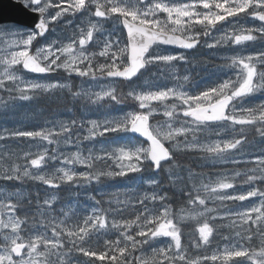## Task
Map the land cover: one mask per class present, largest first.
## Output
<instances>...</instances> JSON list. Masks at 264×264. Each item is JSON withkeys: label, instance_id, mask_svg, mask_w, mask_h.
I'll use <instances>...</instances> for the list:
<instances>
[{"label": "snow or ice", "instance_id": "6c2138e0", "mask_svg": "<svg viewBox=\"0 0 264 264\" xmlns=\"http://www.w3.org/2000/svg\"><path fill=\"white\" fill-rule=\"evenodd\" d=\"M0 264H264V0H0Z\"/></svg>", "mask_w": 264, "mask_h": 264}, {"label": "rangeland", "instance_id": "374dc122", "mask_svg": "<svg viewBox=\"0 0 264 264\" xmlns=\"http://www.w3.org/2000/svg\"><path fill=\"white\" fill-rule=\"evenodd\" d=\"M121 87H123V86H121ZM124 90L126 91L127 89L124 88ZM42 106H46V105H42ZM38 111H39V107H37V106H33L31 108L22 109L21 112H20V115L18 117H15V119H23L25 126L31 127L32 125H35V124L41 122L40 120H38V118L36 116L33 115V113H37ZM49 115H51V113ZM67 115L68 114L66 112H64L63 109H61L60 118L61 119H66ZM97 147L99 148V145H97ZM122 181H125L124 182L125 184L129 183V181H127V180H122ZM113 183L114 182H112L110 184V189H112V190H114V184H115V183L114 184ZM118 186L121 187V185H118ZM177 211H179V209ZM187 223L188 222H184V224H185L184 234H185V241L186 242H188V239H189V237L191 235V232H192L191 227H188Z\"/></svg>", "mask_w": 264, "mask_h": 264}, {"label": "flooded vegetation", "instance_id": "af4514ba", "mask_svg": "<svg viewBox=\"0 0 264 264\" xmlns=\"http://www.w3.org/2000/svg\"><path fill=\"white\" fill-rule=\"evenodd\" d=\"M203 52V53H202ZM202 52L200 53L201 55V59L202 61L207 60L208 56H207V49L202 50ZM192 75L196 78V79H200L201 76H203L206 80L210 79V77L205 73L204 68L203 67H199V68H193L192 69Z\"/></svg>", "mask_w": 264, "mask_h": 264}, {"label": "trees", "instance_id": "16d2710c", "mask_svg": "<svg viewBox=\"0 0 264 264\" xmlns=\"http://www.w3.org/2000/svg\"><path fill=\"white\" fill-rule=\"evenodd\" d=\"M203 53V52H202ZM202 57H201V55L199 54V59H201ZM44 108H45V112H46V114H50L51 112H48V110H47V106H43ZM39 112V111H38ZM37 112V113H38ZM39 120V119H38ZM204 171H208V169H204ZM125 181H122V180H117V181H115L114 183L116 184V186H115V184H114V190L116 189V188H121V187H123L124 185H125V183H124ZM118 185H121V187L120 186H118ZM110 190H112V189H110ZM62 195H64L65 197H67V196H69V195H73L74 196V193L73 194H69V193H62ZM180 207V204L179 203H177L176 204V208H179Z\"/></svg>", "mask_w": 264, "mask_h": 264}, {"label": "water", "instance_id": "95a60500", "mask_svg": "<svg viewBox=\"0 0 264 264\" xmlns=\"http://www.w3.org/2000/svg\"><path fill=\"white\" fill-rule=\"evenodd\" d=\"M3 3L5 4V6H7L8 0H3ZM10 15H12L13 18H17V19L20 18L19 16H17L14 13H11Z\"/></svg>", "mask_w": 264, "mask_h": 264}]
</instances>
